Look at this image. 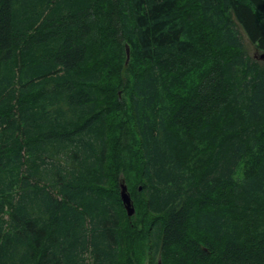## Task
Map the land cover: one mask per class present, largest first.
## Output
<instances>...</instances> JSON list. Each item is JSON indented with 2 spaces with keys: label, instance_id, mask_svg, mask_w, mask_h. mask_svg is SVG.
Masks as SVG:
<instances>
[{
  "label": "trees",
  "instance_id": "obj_1",
  "mask_svg": "<svg viewBox=\"0 0 264 264\" xmlns=\"http://www.w3.org/2000/svg\"><path fill=\"white\" fill-rule=\"evenodd\" d=\"M240 32L264 0H0V264H264Z\"/></svg>",
  "mask_w": 264,
  "mask_h": 264
},
{
  "label": "water",
  "instance_id": "obj_2",
  "mask_svg": "<svg viewBox=\"0 0 264 264\" xmlns=\"http://www.w3.org/2000/svg\"><path fill=\"white\" fill-rule=\"evenodd\" d=\"M126 55L128 57L129 55V49L126 47ZM264 55H262V58ZM120 199L122 201V204L124 206V209L126 211V214L128 217L132 216L134 213V208L132 206L131 198L129 193L127 192V188L124 184H121L120 186Z\"/></svg>",
  "mask_w": 264,
  "mask_h": 264
},
{
  "label": "rangeland",
  "instance_id": "obj_3",
  "mask_svg": "<svg viewBox=\"0 0 264 264\" xmlns=\"http://www.w3.org/2000/svg\"><path fill=\"white\" fill-rule=\"evenodd\" d=\"M240 36H241L243 46H244L248 56L250 58H253L256 61L260 62V60H262V57L260 58L261 52L255 50V48L248 42V40H247L246 36L243 34V32H240ZM128 61H129V55H128V57L126 55L125 62L127 63Z\"/></svg>",
  "mask_w": 264,
  "mask_h": 264
}]
</instances>
